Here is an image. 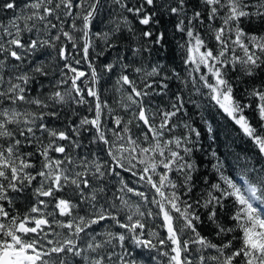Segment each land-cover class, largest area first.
<instances>
[{"label": "snow or ice", "instance_id": "6c2138e0", "mask_svg": "<svg viewBox=\"0 0 264 264\" xmlns=\"http://www.w3.org/2000/svg\"><path fill=\"white\" fill-rule=\"evenodd\" d=\"M110 4L0 0V264H264V0Z\"/></svg>", "mask_w": 264, "mask_h": 264}, {"label": "trees", "instance_id": "16d2710c", "mask_svg": "<svg viewBox=\"0 0 264 264\" xmlns=\"http://www.w3.org/2000/svg\"><path fill=\"white\" fill-rule=\"evenodd\" d=\"M109 7H112L110 4V0H109ZM10 15L11 13H0V20H3L4 23H7L8 17ZM104 16H105V24L100 25V27H104L105 30H107V28L112 27V25L107 23L108 14L106 12L104 13ZM237 54H241L239 53V50ZM179 55H180V52L179 50H177L176 62L174 66H180L181 64ZM164 63L167 64L168 62L164 61ZM172 66L173 65H169V67H172ZM84 68L86 69V65H84ZM176 83L178 84L179 82H176ZM242 86L247 87L246 84ZM173 90L176 91L179 89L177 88L176 85H174ZM185 95H188V93L185 92ZM104 98L108 99L110 102H113L115 99L118 98V94L116 93L115 88H114V79L111 83H109L106 86L104 90ZM193 98L199 99L198 97H193ZM165 103H167V98H165ZM210 111L212 112V115L215 116V119L220 126L218 142L216 144H213V148L218 150L222 154V157L227 156L228 163L232 166L233 169H235L234 174L237 176L241 175L245 172V170L248 167L252 165H255L257 168L261 167V165L256 164V157L253 155V150L251 146L247 143V141L241 138V134L237 130H234L232 126H230V122H226L224 119L221 118L220 115L216 114L214 109H210ZM205 115H208V112H205ZM194 119L196 121H199L200 117L195 116ZM215 126L216 125H214V127ZM179 131H182V129H178V132ZM203 143L205 145V151H207V144L210 143V141L205 140L203 141ZM196 156L202 159L203 161L200 165L201 173L209 172V174L211 175L210 165L208 164V157L205 156L202 152H197ZM199 187L200 185L198 184V188ZM19 203H22V201ZM111 230L118 231V229L114 227ZM204 234L208 235L209 238L215 243L219 244L221 242L220 238L214 234L213 229L209 225H204ZM227 238H230V237H227ZM128 246L131 247V244L129 243ZM134 251L143 252V259L140 260V264H166V260L164 257H159L158 260H152L149 262L150 255L151 256L157 255V253L155 252L150 254L146 250H142V249H135Z\"/></svg>", "mask_w": 264, "mask_h": 264}]
</instances>
